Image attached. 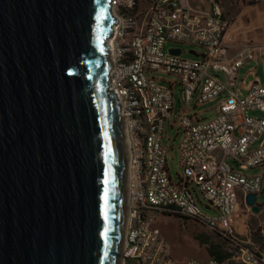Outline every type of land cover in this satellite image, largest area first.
<instances>
[{
  "label": "built area",
  "instance_id": "obj_1",
  "mask_svg": "<svg viewBox=\"0 0 264 264\" xmlns=\"http://www.w3.org/2000/svg\"><path fill=\"white\" fill-rule=\"evenodd\" d=\"M249 1L264 5V0ZM204 2L206 9L190 0L110 1L116 22L107 40L108 88L117 102L127 150L120 264H229L213 258L175 260L155 225L157 216L195 222L237 244L247 233V219L258 215L245 198H257L264 184V45L249 42L229 56L223 43L229 20L218 0ZM167 43L198 48L202 53L195 55L201 59H184L177 48L166 51ZM247 62H261L262 77L256 67L249 70L241 81L243 94L237 80ZM176 88L181 107L175 112ZM217 99L212 119L194 111ZM168 129L180 136L176 178L167 162L173 151ZM257 168L261 174H242ZM235 261L264 264V238L257 250L240 247Z\"/></svg>",
  "mask_w": 264,
  "mask_h": 264
},
{
  "label": "water",
  "instance_id": "obj_2",
  "mask_svg": "<svg viewBox=\"0 0 264 264\" xmlns=\"http://www.w3.org/2000/svg\"><path fill=\"white\" fill-rule=\"evenodd\" d=\"M110 1L0 0V264H120Z\"/></svg>",
  "mask_w": 264,
  "mask_h": 264
},
{
  "label": "rangeland",
  "instance_id": "obj_3",
  "mask_svg": "<svg viewBox=\"0 0 264 264\" xmlns=\"http://www.w3.org/2000/svg\"><path fill=\"white\" fill-rule=\"evenodd\" d=\"M190 2L197 6L203 7L207 4L204 0H190ZM227 6V14L226 17L228 19L233 20L235 16L240 12L243 6L248 4L255 5L252 2H239L237 4L231 3L230 0L226 1ZM241 6H239V5ZM238 5V6H237ZM264 10V5H263ZM170 48H177L182 50L181 57L188 60H198L201 59L199 56H195L190 52L194 53H202V51L198 48L184 45V44H175V43H167L165 45V50L168 51ZM252 65L242 67L238 73L237 80V88H241L243 94L245 91L242 88L241 81L243 80L246 73L251 70ZM258 76L262 77V67L259 69ZM164 80L171 79L165 75H157ZM219 79L226 83L225 76L220 73L218 74ZM249 78L246 79V82H249ZM162 85H168L166 81L160 82ZM179 97V89H175V112L181 107V104L178 102ZM220 99V98H219ZM219 99L214 102L207 103L202 106H198L194 109L195 112L201 113V118L205 120L212 119L214 115V108L217 106ZM191 108H193V103L191 104ZM253 114V113H250ZM168 136L171 137V141L169 145L173 146V151L168 153L167 162L169 166V172L173 178H176V175L181 172V168L178 163V152L177 145L180 142V136H176V129H168ZM230 164H233L232 160H228ZM238 169V167H236ZM242 174L248 176H255L261 174V170L257 169H249L247 171H243ZM202 203L205 202L201 199ZM258 204L264 203V184L262 187V192L256 198ZM201 210L205 215H211V212L207 210L204 206H201ZM247 224V233L244 237H240L237 244H233L227 240L222 239L219 235L210 232L206 227L197 224L195 222L187 221L185 219H179L175 216H170L167 214H160L157 216L155 225L160 229L161 234L167 241L170 246L171 255L177 261H186L188 259H197L200 261H206L211 258L208 255V249L214 248L216 252L221 254L225 259L224 261H228L229 264H241L240 262L235 261V255L238 250L242 246H246L249 249L257 250L259 246H261L262 238L264 234V205L263 210L258 215L251 216L246 221Z\"/></svg>",
  "mask_w": 264,
  "mask_h": 264
},
{
  "label": "crops",
  "instance_id": "obj_4",
  "mask_svg": "<svg viewBox=\"0 0 264 264\" xmlns=\"http://www.w3.org/2000/svg\"><path fill=\"white\" fill-rule=\"evenodd\" d=\"M218 1L220 2L224 17L227 18V0ZM230 1L231 3L235 4H237L238 1L242 3L250 2L249 0ZM206 8L207 6L204 5V9ZM228 20L229 27L223 39V43L227 48V53L229 56H234L241 49L246 47L249 42H252V44L254 45H264V10L262 4H248L246 6H243L233 20ZM249 64L252 65L251 69H254L256 67V72L258 75L259 69L261 68V62H259L257 66L253 62H247L244 67L248 66Z\"/></svg>",
  "mask_w": 264,
  "mask_h": 264
},
{
  "label": "trees",
  "instance_id": "obj_5",
  "mask_svg": "<svg viewBox=\"0 0 264 264\" xmlns=\"http://www.w3.org/2000/svg\"><path fill=\"white\" fill-rule=\"evenodd\" d=\"M208 255H209L211 258H213V259H215V260H217V261H219V262H223L224 259H225L221 254H219L218 252H216V251L214 250V248H209V249H208Z\"/></svg>",
  "mask_w": 264,
  "mask_h": 264
},
{
  "label": "bare ground",
  "instance_id": "obj_6",
  "mask_svg": "<svg viewBox=\"0 0 264 264\" xmlns=\"http://www.w3.org/2000/svg\"><path fill=\"white\" fill-rule=\"evenodd\" d=\"M123 152H124V181H125V175H126V162H127V156H126V153H127V150H126V147H125V143H124V150H123ZM123 196H124V200H126V190H125V187H124V194H123ZM125 203V202H124ZM120 245H122V239H121V243H120ZM119 263V262H118Z\"/></svg>",
  "mask_w": 264,
  "mask_h": 264
},
{
  "label": "snow or ice",
  "instance_id": "obj_7",
  "mask_svg": "<svg viewBox=\"0 0 264 264\" xmlns=\"http://www.w3.org/2000/svg\"><path fill=\"white\" fill-rule=\"evenodd\" d=\"M100 17H98V19H99Z\"/></svg>",
  "mask_w": 264,
  "mask_h": 264
}]
</instances>
